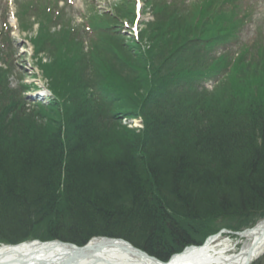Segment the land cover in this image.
Listing matches in <instances>:
<instances>
[{
  "label": "trees",
  "instance_id": "trees-1",
  "mask_svg": "<svg viewBox=\"0 0 264 264\" xmlns=\"http://www.w3.org/2000/svg\"><path fill=\"white\" fill-rule=\"evenodd\" d=\"M151 2L154 20L134 38L135 52L112 26L87 23L92 51L111 36L126 68L105 67L98 85L87 83L94 98L81 91L84 69L61 76L39 57L54 46L53 59L76 62L79 33L53 32L47 26L63 15L27 4L45 19L31 40L53 98L28 105L1 65L11 53L0 50V243L122 237L168 260L184 237L201 244L221 221L235 232L264 218V43L240 38L251 7ZM133 116L142 130L122 125Z\"/></svg>",
  "mask_w": 264,
  "mask_h": 264
},
{
  "label": "rangeland",
  "instance_id": "rangeland-1",
  "mask_svg": "<svg viewBox=\"0 0 264 264\" xmlns=\"http://www.w3.org/2000/svg\"><path fill=\"white\" fill-rule=\"evenodd\" d=\"M190 1L192 0H187V3ZM28 3L31 6L36 5V7L41 4L40 8L47 7L45 11L50 14L53 20L56 19L55 17L63 15L59 23L53 24V22H50L51 24L47 26L51 27L53 32L64 30L67 27L72 28L75 31L74 34L79 33L82 46L76 54V62H73L72 58L69 59L67 54L60 55L58 60L53 59L55 54H59V51L50 48L54 46H49L48 51H44L39 57L44 58L42 64L51 63L55 68L62 70L61 76L66 75L69 71L78 73V71L84 69L82 73L88 72L82 76L84 87L81 89L88 97H93L92 94H95L96 90L94 89L95 92L93 93V90L91 88L87 89L85 85L91 83L90 86H92L94 82L95 85H98L100 83L99 78L104 76L105 67L113 68L116 71H120V69L125 71L126 68L121 67L120 60H116L112 56L116 47L112 44L114 38L111 36H104L105 42L98 45L96 51H92L90 37H93L94 34L86 30L88 29L86 24L94 18L96 23L99 22V25L102 26L100 31H108L107 24L110 27L112 26V30L119 31L117 35L124 37L126 43L130 46L129 49L135 52L133 49L135 48L134 38L136 35L132 33L131 27L135 25L139 31L145 29L150 21L154 20L153 2L151 0H0V50L5 54L11 53L8 61L10 64L4 61L1 65L7 66L10 86L13 89L21 86L22 89H25L22 94L26 95L25 100L28 105L37 102L47 104L53 98L52 82L46 73L42 71L40 61L35 57L34 45L31 40L40 30H43L40 22H45V19L37 15L36 10L27 11L26 6ZM241 4L244 7H251L252 18L250 22L253 19L251 23H247L243 28L244 33L240 36L241 41L248 42V45L258 40L264 43V0H243ZM118 9L121 10L122 15L117 13ZM116 20L121 22L113 28ZM146 41L144 39V42ZM220 48L216 49L219 50ZM202 49H205L204 53L209 51L207 47H202ZM108 58L112 61L109 62L111 66L107 62ZM5 60H7V57ZM58 76L60 77V75ZM71 78H75L74 74H71ZM64 80L66 81V79ZM260 82L264 86V77L258 78V83ZM215 84L216 82L211 80L207 83V87L212 90ZM121 122L123 126L132 130L140 131L144 128V121L138 116L123 118ZM217 224L221 226L218 232L221 230V232H234L222 221ZM223 238H228V236L223 233ZM239 245L235 251L241 247V242ZM261 259L263 257L257 261Z\"/></svg>",
  "mask_w": 264,
  "mask_h": 264
},
{
  "label": "bare ground",
  "instance_id": "bare-ground-1",
  "mask_svg": "<svg viewBox=\"0 0 264 264\" xmlns=\"http://www.w3.org/2000/svg\"><path fill=\"white\" fill-rule=\"evenodd\" d=\"M215 234L202 245L193 246L181 254L173 255L168 262L149 259L138 255L129 245L107 246L102 251L93 252L74 264H251L264 257V219L240 234ZM233 240V241H231ZM237 242H235V241ZM107 241L102 237L93 239L90 246L103 245ZM241 247L235 251L237 246ZM66 245L53 242H25L19 246L0 248V262L7 264H34L43 258L66 256ZM15 262H12L14 261Z\"/></svg>",
  "mask_w": 264,
  "mask_h": 264
},
{
  "label": "water",
  "instance_id": "water-1",
  "mask_svg": "<svg viewBox=\"0 0 264 264\" xmlns=\"http://www.w3.org/2000/svg\"><path fill=\"white\" fill-rule=\"evenodd\" d=\"M237 234H240V233H237ZM97 238V237H96ZM96 238H92L90 240V242L86 243L85 245L83 246H80L78 244H74V243H71V242H62L61 240H58V239H54L53 241L57 242V243H61L64 245H66L67 249H68V252L66 254L65 257L63 258H60L59 257H56L57 259L53 260V258H43V260H39V261H36V263L34 264H74L76 263V260L77 259H84L87 257V255H91L93 252L97 253V251H102L104 248H107V246H118L120 244L122 245H129L138 255H143L147 258H151V259H154V260H158L160 262H164L160 259H158L157 257L149 254L148 252H146L145 250L143 249H140V248H137L135 247L130 241H127L123 238H120V237H117V238H112V237H102L103 239H105L107 242L103 245H96V247H91L90 244L92 242L93 239H96ZM32 241H38V242H41L40 240L38 239H35V240H32ZM31 241V242H32ZM53 241H43V242H53ZM42 242V243H43ZM25 242H21L20 244H11L13 246H19L21 244H23ZM11 245H6V244H0V248L2 247H10ZM195 246V245H193ZM193 246H189L187 248H185L184 251H186L187 249L189 248H193ZM12 262H15L12 261ZM7 263H10V262H0V264H7ZM249 264V263H247Z\"/></svg>",
  "mask_w": 264,
  "mask_h": 264
},
{
  "label": "flooded vegetation",
  "instance_id": "flooded-vegetation-1",
  "mask_svg": "<svg viewBox=\"0 0 264 264\" xmlns=\"http://www.w3.org/2000/svg\"><path fill=\"white\" fill-rule=\"evenodd\" d=\"M179 235H181V233H184L185 232V230L184 229H181V230H179ZM188 236V235H187ZM183 241H187V243L188 244H192V242H196L193 238H191L190 236H188V237H184L183 238Z\"/></svg>",
  "mask_w": 264,
  "mask_h": 264
}]
</instances>
